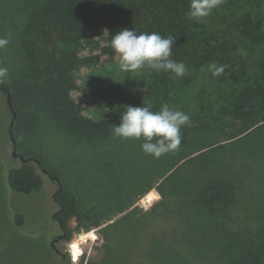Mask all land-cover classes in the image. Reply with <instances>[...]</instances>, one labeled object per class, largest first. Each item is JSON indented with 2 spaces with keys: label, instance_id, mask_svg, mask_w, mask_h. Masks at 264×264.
Instances as JSON below:
<instances>
[{
  "label": "rangeland",
  "instance_id": "374dc122",
  "mask_svg": "<svg viewBox=\"0 0 264 264\" xmlns=\"http://www.w3.org/2000/svg\"><path fill=\"white\" fill-rule=\"evenodd\" d=\"M43 1L0 0V38L9 39L8 45L0 48V67L8 69L6 80L14 87L22 80L25 65L20 43L23 29L28 16ZM245 11L264 15V0H223L202 21L220 40H229L239 60L253 70L264 57V47L251 44L240 34L237 18ZM76 26L83 36L77 48L80 60L77 68L64 78L68 84L64 97L77 107V115L95 122L107 116L119 125L127 105L161 109L167 104L170 109L189 115L190 122L182 126L187 131L189 146L155 158L143 151L139 140L117 137L112 131L106 139L88 142L64 133L41 115L35 131L18 139L17 154L40 155L45 166L55 169L76 194L80 210L93 209L96 214L82 217L79 224L75 218L68 219V225L75 230L70 240L63 241L52 217L56 209L52 198L57 187L55 180L39 170L43 180L39 191L18 194L8 187V170L19 166L20 159L13 156L7 94L0 91V264L236 262L247 252L235 243L247 242L264 232V162L260 155L251 156V141L231 145L237 140L229 136L243 124L229 117L224 108L242 83L224 80L221 74L213 75L209 64L196 70L186 68L185 76L190 82L181 88L173 84L162 86L147 65L136 72L120 69L119 55L111 45L117 32L109 33L102 25L91 28L78 20ZM146 85L148 91L141 92ZM200 148L203 152L188 156ZM175 168L163 183L159 176ZM226 170L231 171L235 199L225 211L213 214L198 204L196 190L210 175ZM149 192L157 197L144 202ZM120 207L126 209L118 211ZM178 207L185 215L183 244L187 255L180 256L157 239H151L147 253H136L137 261L131 258L146 237L158 236L153 232H157L159 221H149V213L156 209L155 216ZM127 213L130 221L122 218ZM16 214L21 216L20 224L15 222ZM94 218L99 220L97 225L91 223ZM172 225V219L164 224L166 228ZM89 232L96 237H88ZM73 243L81 249L76 259L71 250Z\"/></svg>",
  "mask_w": 264,
  "mask_h": 264
},
{
  "label": "trees",
  "instance_id": "16d2710c",
  "mask_svg": "<svg viewBox=\"0 0 264 264\" xmlns=\"http://www.w3.org/2000/svg\"><path fill=\"white\" fill-rule=\"evenodd\" d=\"M190 2L191 0H44L28 16L21 35V51L25 62L22 80L17 81V87L7 82L6 78L0 83V91L7 94L9 104L16 113L12 129L15 143L21 136L35 131L41 115L64 133L88 142L101 141L112 133L116 119H109L107 116L97 122L82 119L77 115V107L66 102L64 97L68 85L64 78L77 68L80 60L77 48L83 36L76 26L78 20L91 28L102 25L109 33L132 28L137 34L156 32L164 38L174 36L176 39L171 55L174 61L183 62L186 68L193 70L209 64L217 68L223 66L221 75L224 80L242 83L231 97L229 105L224 107L229 117L243 124L238 132L229 136V139L237 140L231 145L235 147L237 142L251 141V156L260 155V160L264 162V57L255 63L253 70H248L245 62L239 60L235 47L229 40H220L203 21L189 19ZM237 28L248 42L264 47V15H252L245 11L237 18ZM152 71L155 81L162 86L173 84L181 88L190 82L185 75L176 77L172 72ZM150 110L160 111L157 106ZM144 142L143 138L139 140L140 145ZM188 143L187 131L181 128L180 147L187 148ZM201 150L191 151L188 156L203 152ZM22 157L24 160H20L19 166L8 170V187L18 194L39 191L43 185L39 170L55 180L57 187L52 198L56 209L52 217L60 228L61 240H70L75 228L70 227L67 220L75 218L79 224L82 217H96L92 213L94 210H80L76 194L62 182L55 169L45 166L40 155ZM176 168L167 174L171 170L168 169L159 176L163 178L162 182L166 178L168 180ZM230 172L226 170L225 174L210 175L196 190L198 204L213 214L225 211L235 199L236 189L230 179ZM160 173L159 171L157 174ZM161 183L159 184L162 185ZM143 192L144 190L139 194ZM117 209L125 210L126 207ZM154 211L156 209L149 213V221H159L158 226L155 223L157 232H153L158 236L146 237V241L139 244V251L131 255V258L137 261L136 253H147L146 247L151 239H157L158 243H163L180 256L187 255L183 244L184 210L178 207L159 212L155 216ZM129 216L127 213L122 218L130 221ZM167 219L174 221L171 228L164 226ZM21 220V216L16 214L15 222L20 224ZM91 223L97 225L99 220L94 218ZM235 245L247 253L229 264H264V232L249 238L247 242H236Z\"/></svg>",
  "mask_w": 264,
  "mask_h": 264
},
{
  "label": "clouds",
  "instance_id": "9594fccd",
  "mask_svg": "<svg viewBox=\"0 0 264 264\" xmlns=\"http://www.w3.org/2000/svg\"><path fill=\"white\" fill-rule=\"evenodd\" d=\"M223 0H191L188 17L197 22L210 15ZM175 37H162L156 32L137 34L132 28L118 31L111 40L115 53L119 55V66L124 72H136L144 66L154 69L157 73L172 72L176 77H183L186 67L183 62L171 59L172 45ZM8 38H0V48L7 46ZM214 69L213 75L221 74L223 66ZM8 76V69L0 67V83ZM148 91L147 85L140 89ZM190 122L188 114L170 109L167 104L160 111L153 112L150 107L125 106L121 113L120 124L115 125L114 135L135 140L144 139L141 145L147 154L159 158L161 155L178 150L181 144V128ZM155 141V142H153Z\"/></svg>",
  "mask_w": 264,
  "mask_h": 264
},
{
  "label": "bare ground",
  "instance_id": "6f19581e",
  "mask_svg": "<svg viewBox=\"0 0 264 264\" xmlns=\"http://www.w3.org/2000/svg\"><path fill=\"white\" fill-rule=\"evenodd\" d=\"M156 197H157V195H156L154 192H149V193L143 198V201H144V202H148V201L153 200V199L156 198ZM88 237L95 238L96 236H95L92 232H89V233H88ZM74 245H75V247H73ZM71 250H72V254H73L74 259H76V258L79 256V254H80V251H81L80 247L78 246V244L73 243V244L71 245Z\"/></svg>",
  "mask_w": 264,
  "mask_h": 264
},
{
  "label": "water",
  "instance_id": "95a60500",
  "mask_svg": "<svg viewBox=\"0 0 264 264\" xmlns=\"http://www.w3.org/2000/svg\"><path fill=\"white\" fill-rule=\"evenodd\" d=\"M7 102H8L9 108L12 112V119H11L10 124H9V133H10L11 141L13 143V156H18V158L22 161V160H24V158L22 156H20L19 154H17L15 139L12 135L13 123H14V119L16 118V113L12 110V108L9 104L8 98H7Z\"/></svg>",
  "mask_w": 264,
  "mask_h": 264
},
{
  "label": "flooded vegetation",
  "instance_id": "af4514ba",
  "mask_svg": "<svg viewBox=\"0 0 264 264\" xmlns=\"http://www.w3.org/2000/svg\"><path fill=\"white\" fill-rule=\"evenodd\" d=\"M59 254H60V252L58 251V250H56ZM61 258L63 259L64 258V255H61ZM62 261V260H61Z\"/></svg>",
  "mask_w": 264,
  "mask_h": 264
},
{
  "label": "snow or ice",
  "instance_id": "6c2138e0",
  "mask_svg": "<svg viewBox=\"0 0 264 264\" xmlns=\"http://www.w3.org/2000/svg\"><path fill=\"white\" fill-rule=\"evenodd\" d=\"M73 247H75V245Z\"/></svg>",
  "mask_w": 264,
  "mask_h": 264
}]
</instances>
